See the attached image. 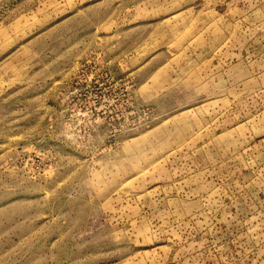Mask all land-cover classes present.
<instances>
[{
  "label": "rangeland",
  "instance_id": "374dc122",
  "mask_svg": "<svg viewBox=\"0 0 264 264\" xmlns=\"http://www.w3.org/2000/svg\"><path fill=\"white\" fill-rule=\"evenodd\" d=\"M0 264H264V0H0Z\"/></svg>",
  "mask_w": 264,
  "mask_h": 264
}]
</instances>
